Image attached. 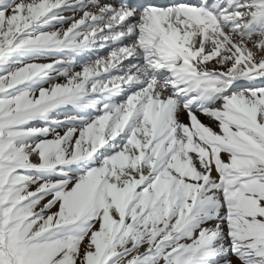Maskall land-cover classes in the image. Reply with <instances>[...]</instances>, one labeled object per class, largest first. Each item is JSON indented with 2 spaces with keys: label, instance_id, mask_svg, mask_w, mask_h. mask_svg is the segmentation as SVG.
<instances>
[{
  "label": "snow or ice",
  "instance_id": "6c2138e0",
  "mask_svg": "<svg viewBox=\"0 0 264 264\" xmlns=\"http://www.w3.org/2000/svg\"><path fill=\"white\" fill-rule=\"evenodd\" d=\"M0 264H264V0H0Z\"/></svg>",
  "mask_w": 264,
  "mask_h": 264
},
{
  "label": "bare ground",
  "instance_id": "6f19581e",
  "mask_svg": "<svg viewBox=\"0 0 264 264\" xmlns=\"http://www.w3.org/2000/svg\"><path fill=\"white\" fill-rule=\"evenodd\" d=\"M205 122H207V121L205 120Z\"/></svg>",
  "mask_w": 264,
  "mask_h": 264
}]
</instances>
